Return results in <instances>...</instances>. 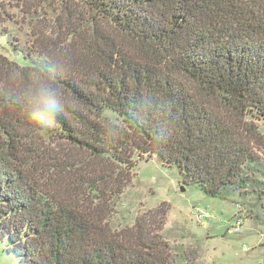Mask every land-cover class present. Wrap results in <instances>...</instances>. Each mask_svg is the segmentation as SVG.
<instances>
[{
    "label": "trees",
    "instance_id": "1",
    "mask_svg": "<svg viewBox=\"0 0 264 264\" xmlns=\"http://www.w3.org/2000/svg\"><path fill=\"white\" fill-rule=\"evenodd\" d=\"M0 38V241L19 264H195L166 203L113 227L145 157L264 227V0H0ZM44 86L53 123L32 113Z\"/></svg>",
    "mask_w": 264,
    "mask_h": 264
},
{
    "label": "rangeland",
    "instance_id": "2",
    "mask_svg": "<svg viewBox=\"0 0 264 264\" xmlns=\"http://www.w3.org/2000/svg\"><path fill=\"white\" fill-rule=\"evenodd\" d=\"M42 17L55 20L50 14ZM2 44L0 38V50L4 51ZM257 124L264 134V123ZM262 151L264 155V148ZM134 173L132 185L113 207V227L123 222L132 225L137 218L166 203L169 211L162 234L174 256L182 252L196 259L195 264H264V227L258 220L246 217L238 197L224 200L208 196L199 186L186 185L176 167H165L156 156L145 157ZM201 210L207 214L202 219ZM146 219L150 221L152 217ZM158 222L159 217L147 226L154 230ZM237 222H241L238 229ZM0 264H19L18 258L9 253L6 241H0Z\"/></svg>",
    "mask_w": 264,
    "mask_h": 264
},
{
    "label": "clouds",
    "instance_id": "3",
    "mask_svg": "<svg viewBox=\"0 0 264 264\" xmlns=\"http://www.w3.org/2000/svg\"><path fill=\"white\" fill-rule=\"evenodd\" d=\"M62 106L60 90L54 86H44L38 90L32 100L33 115L47 123L57 120Z\"/></svg>",
    "mask_w": 264,
    "mask_h": 264
},
{
    "label": "built area",
    "instance_id": "4",
    "mask_svg": "<svg viewBox=\"0 0 264 264\" xmlns=\"http://www.w3.org/2000/svg\"><path fill=\"white\" fill-rule=\"evenodd\" d=\"M199 215H200V218L202 219V217L205 215V217L207 216V214L203 211V210H201L200 212H199ZM239 227H241V222H237V226H236V228L238 229Z\"/></svg>",
    "mask_w": 264,
    "mask_h": 264
},
{
    "label": "water",
    "instance_id": "5",
    "mask_svg": "<svg viewBox=\"0 0 264 264\" xmlns=\"http://www.w3.org/2000/svg\"><path fill=\"white\" fill-rule=\"evenodd\" d=\"M184 190V189H183Z\"/></svg>",
    "mask_w": 264,
    "mask_h": 264
}]
</instances>
